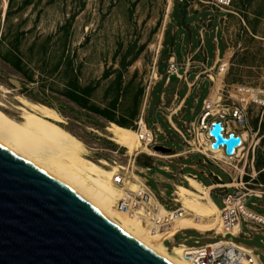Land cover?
Segmentation results:
<instances>
[{"label": "rangeland", "instance_id": "obj_1", "mask_svg": "<svg viewBox=\"0 0 264 264\" xmlns=\"http://www.w3.org/2000/svg\"><path fill=\"white\" fill-rule=\"evenodd\" d=\"M180 2L196 8L215 9L212 0H0V85L12 91L11 95L0 91L1 100L8 105L6 111L20 117L21 111L15 107L19 104L17 100L15 102L17 93L56 108L65 119L63 125L83 140L89 157L95 161L114 163L116 160L127 167L135 157L137 164L156 159L148 152L137 156L134 153L130 157L126 147L110 139L106 128L111 122H122L138 130L143 119L151 126L157 121L166 133L159 134L162 146L173 150L158 153L183 152L186 143L172 128L169 119L166 121L161 113L153 115L159 101L155 87L162 82L161 74L168 73L169 68L167 40L169 35V42L173 43L172 12ZM229 9L232 12L222 18L219 31L228 51L218 66L211 68L208 60L203 58H190V66H187L188 59L178 61L183 70L194 72L191 82L200 77L183 116L180 120L175 118L183 132L200 115L204 100L214 90L219 92V98L212 99L216 103V112L225 111L231 117L230 107L242 97V94L232 92L235 86L264 89V0H233ZM207 48L212 55L210 38ZM175 50L180 54L177 43ZM72 75L83 87L82 92L76 90L77 94H71L67 83ZM213 77L217 82H213ZM178 86V81L170 82L168 93L174 96ZM160 89L161 86L158 91ZM185 91L182 89L180 95ZM161 110L167 114L173 111ZM249 116L252 134L246 166L245 160L223 164L233 176H240L234 166L245 167L243 180L249 182L246 186L260 193L264 192V103L252 102ZM231 125L240 127L235 120ZM194 138L195 135L188 136L189 140ZM165 159L158 160L147 176L157 193L164 189L166 197L172 198L175 178L173 173L160 167L169 165L177 173L194 172L191 166L201 161V156L175 158L173 163ZM183 164L188 166L182 170ZM209 165L206 168L214 170L224 182H232L226 172ZM155 174L167 181L159 183L153 178ZM198 176L206 184L213 182L204 173L199 172ZM217 182L214 180L215 184ZM185 184L189 185L188 182ZM230 190L234 191L233 188ZM219 192L216 190L212 198L222 207ZM247 204L264 215V198L252 196ZM186 236H192L189 245H196V240L200 244L213 241L193 230L186 231ZM183 240V236L178 237V241ZM235 241L256 247L264 263V242L260 236L254 239L240 237ZM167 244L171 245V242Z\"/></svg>", "mask_w": 264, "mask_h": 264}, {"label": "bare ground", "instance_id": "obj_2", "mask_svg": "<svg viewBox=\"0 0 264 264\" xmlns=\"http://www.w3.org/2000/svg\"><path fill=\"white\" fill-rule=\"evenodd\" d=\"M212 80L217 82L215 77ZM0 91L12 94L10 88L4 85H0ZM216 98H219L217 89L210 93L208 101ZM16 100L19 104L15 107L21 111L20 117L8 113V105L0 98V144L25 162L71 188L146 249L172 264H196L181 255L183 246L175 245L171 250L165 240L186 228L199 231L215 229L218 233L221 232L220 208L211 198V187L205 188L195 177L188 176L189 185H179L177 195L195 215L178 219L165 232L151 233L138 216L130 215L117 206L124 194L122 187L114 181L119 165L90 158L83 140L63 125L65 119L56 108L31 100L23 94L17 93L15 102ZM140 124L141 130L145 131L147 121L143 119ZM106 130L110 139L128 149L129 156H133L137 150L156 153L143 144L137 129L111 122ZM217 155L222 157L223 154L220 152ZM135 163L132 159L128 169L133 177L140 178L133 171ZM236 168L240 174L245 173V167L237 165ZM232 184L238 186L240 182L235 181ZM132 188H137L134 183ZM235 233H238V229ZM252 264L263 263L257 259Z\"/></svg>", "mask_w": 264, "mask_h": 264}, {"label": "built area", "instance_id": "obj_3", "mask_svg": "<svg viewBox=\"0 0 264 264\" xmlns=\"http://www.w3.org/2000/svg\"><path fill=\"white\" fill-rule=\"evenodd\" d=\"M232 3L233 0H212V4L215 7L214 10L223 12L224 18H227V14L232 12L229 9ZM210 21L211 20L208 19V22ZM190 60L189 58L187 66L191 65ZM180 70L181 66L175 57H170L168 68L169 77L172 75H179ZM232 92H238L242 94V97L240 100L238 99V103L230 107L229 112L231 117H229L225 111L222 112L219 110L216 112V103L208 101L207 98L204 100L200 115L194 121L190 122L186 132H183L176 124L169 120L172 128L184 139L186 148L183 152L170 154L169 156L171 157L166 158V161L173 163V160L178 158L176 155L188 157L191 153H197L202 155V161L204 163H212L226 172L231 177L232 183L235 181L240 182L238 186H231L229 183H225L222 177L215 172L206 173L207 176L214 177L218 181L216 183L218 186L211 189V185L203 183L204 187L210 188V194L214 189H218L223 199V206L219 211V226L221 232L218 233L215 229L202 231L205 233L213 232L214 235L213 241L204 244H200L199 240H197L196 245H189L181 241L174 242L169 246L171 250L174 249L175 245L183 246L181 255L186 260L196 264H252L257 259L260 260V256L254 247L236 242L233 238L228 236L233 235L236 229L240 231L243 223L247 224L250 229H257L264 232V215L249 208L247 204L250 197H263L264 192L260 191V193H257V190L246 186V183L249 182L243 180V174H240V176L238 174L233 176L231 171H229L223 163L232 165L234 162L240 163L242 160H245L244 166H246L250 155L249 139L250 134H252L249 107L252 102L264 103V89L257 90L244 85H238L234 87ZM232 92H230V97L233 98ZM232 120H235L240 127H232ZM218 121L222 123L223 135L225 138H229L231 134L241 138V142L232 149L231 153L227 151L225 144L217 148L212 146L215 138L210 134V130L213 124ZM183 123L187 125L186 121H183ZM140 127L141 124L139 122L138 131L143 144L156 153L163 152L156 150V147L162 146V142L159 140V134H166L161 125L158 122L153 123L152 126L148 123L145 131L141 130ZM192 135H195L194 140H189L188 136L191 138ZM172 151L171 149L170 152ZM142 152L143 151L137 150L136 156ZM220 152L223 154L222 157L217 155ZM147 154L152 155L150 153ZM152 156L156 159H162V157L159 156ZM134 160L136 161V157ZM114 163L120 167L115 173L114 181L122 187L124 192L117 203L118 208L130 215L138 216L145 222L151 233L165 232L172 228L178 219L184 216L195 215V212L179 198L177 190L180 184L186 186L185 182H188L187 175H191L198 179L197 175L182 173L181 171L177 173L174 172L169 165H166L165 168L172 172L175 178V180H173V185L175 187L173 197L167 198L165 190L161 189L160 194L157 193L150 186L147 178L141 176V173L138 172L136 167L133 171L138 173L140 178H135L130 174L128 169L129 165L126 167L125 165L118 164L116 160ZM236 166H234L235 170H237ZM181 169L183 170L184 166H181ZM132 183L136 185V189L132 188ZM231 188H233L234 191H231Z\"/></svg>", "mask_w": 264, "mask_h": 264}, {"label": "water", "instance_id": "obj_4", "mask_svg": "<svg viewBox=\"0 0 264 264\" xmlns=\"http://www.w3.org/2000/svg\"><path fill=\"white\" fill-rule=\"evenodd\" d=\"M210 134L227 151L241 142ZM156 150L170 152L158 146ZM0 264H172L146 249L71 188L0 144Z\"/></svg>", "mask_w": 264, "mask_h": 264}, {"label": "crops", "instance_id": "obj_5", "mask_svg": "<svg viewBox=\"0 0 264 264\" xmlns=\"http://www.w3.org/2000/svg\"><path fill=\"white\" fill-rule=\"evenodd\" d=\"M224 13L215 11L213 8L207 7V6H200L199 8H196L194 5H188L186 3L180 2L179 4L175 5L173 12H172V19H171V26H173V30L171 33L173 43L171 44L169 42V35H168V40L167 44L169 46V52H168V62L170 57L174 56L175 59L179 62L185 61L189 58L196 59V58H203L208 60V64L211 65V68H216L219 64V62L222 60V56H226V53L228 51L225 41L223 39V35L220 31V27H222V18H223ZM208 19L211 21L208 22ZM209 38L211 39L212 45H213V50H212V55H210L207 45ZM175 43L179 44L180 47V54L175 50ZM181 72L179 75H172L169 77L168 73L165 72L164 74H161L162 77L160 80L162 82L159 83L155 87V92L159 93V101L157 102L156 106H158L157 111L154 112V116H156L157 113H161L163 117L166 119L171 120L174 124L177 125L175 118L180 120V116L182 117L184 114L185 109L187 108L188 104L190 103L189 98L191 97L192 92L195 90V84L198 82L200 77H195L193 82L190 81L191 77L193 76L194 72H188L189 69L183 70V66L181 67ZM172 79V80H171ZM179 82V86L175 90L174 96L169 94V83L170 82ZM161 86L160 91H158V87ZM186 89L184 95H180V91L182 89ZM154 92V93H155ZM161 93V94H160ZM168 97H171L169 100ZM198 102V99H196V103ZM167 103V105H166ZM177 104L176 108L175 105ZM152 105V104H151ZM155 106V107H156ZM169 106V107H168ZM203 107V106H202ZM175 108V110H173ZM173 110L171 114H167L165 111L161 110ZM184 109V110H183ZM181 113V115H180ZM166 116V117H165ZM194 121V120H193ZM157 121H153L155 123ZM162 127V126H161ZM165 140H168L167 138ZM155 152V151H153ZM152 155L159 156L162 158H169L171 156L166 155V154H160V153H151L148 152ZM190 155H200L197 153H191ZM189 155V156H190ZM178 158H180L182 155H176ZM188 156V157H189ZM201 156V161L198 163H194L191 167L195 169L194 172H187L192 175H197L198 173H204L206 177L210 178L213 180L212 183L206 184L203 181L198 179L202 184L206 185H211V188L217 187L214 183V180H216L214 177H209L207 176L206 173H211L212 171L215 172L214 170L210 169L208 170L206 166H210L209 164L212 163H204L202 161V155ZM185 159H188L186 156H182ZM162 160V159H155L154 162L148 160L147 162L144 161L145 163H141L139 161L138 164H141L138 166L137 162L135 163V167L137 168L138 172L141 173V176L146 177L148 182H149V177L147 176L148 172L152 170L153 167L157 165V161ZM166 161V160H164ZM213 165V164H212ZM166 165L161 166V169H164L166 171H169L165 168ZM182 166L187 167V164H183ZM172 169V168H171ZM170 172V171H169ZM172 173V172H171ZM184 173V172H182ZM138 174V173H137ZM187 175V180H188ZM159 183H163L164 181H167L166 178H164L161 175L155 174L153 176ZM229 183L231 186H235L232 184V182H225ZM150 184V182H149ZM151 186V185H150ZM218 190L214 189L211 193V198L213 193ZM259 198H264L259 197ZM213 199V198H212ZM215 202V201H214ZM216 204V202H215ZM217 205V204H216ZM218 206V205H217ZM221 208L220 206H218ZM188 230H193L198 233H200L202 236L206 238H210L214 240V235L210 232H202L194 228H186L182 229L179 232L176 233V235L172 238H167L165 241L166 245H168V242H171V245L174 242H181L178 241L179 236H183L184 240L182 242H186L188 244V240L192 239V236H186V231ZM260 236L261 241L264 242V232L259 231L257 229L253 230L248 227L247 224L243 223L241 225L240 231L238 233H234L233 235H229L228 237H231L235 240V238H240V237H245L248 239H254L256 237ZM237 242V241H236ZM197 243V240H196ZM242 243V242H239ZM244 244V243H242ZM168 245V246H171ZM246 245V244H245ZM249 246V245H248ZM253 247V246H252ZM257 253L260 256V253L258 252V249L254 247ZM261 260V257H260ZM262 262V261H261ZM264 264V263H263Z\"/></svg>", "mask_w": 264, "mask_h": 264}, {"label": "trees", "instance_id": "obj_6", "mask_svg": "<svg viewBox=\"0 0 264 264\" xmlns=\"http://www.w3.org/2000/svg\"><path fill=\"white\" fill-rule=\"evenodd\" d=\"M172 80V79H171ZM68 86L69 87H71V94H75L76 92V90H79L80 92H82L83 91V87H81L80 85H79V83H77L76 81H75V77H74V75H72V76H70V79L68 80ZM77 94V93H76ZM119 124H121V125H126L125 123H122V122H118ZM127 126V125H126ZM189 183V182H188Z\"/></svg>", "mask_w": 264, "mask_h": 264}]
</instances>
